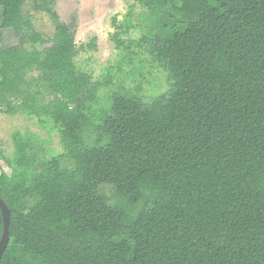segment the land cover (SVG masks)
Returning a JSON list of instances; mask_svg holds the SVG:
<instances>
[{"label": "trees", "instance_id": "obj_1", "mask_svg": "<svg viewBox=\"0 0 264 264\" xmlns=\"http://www.w3.org/2000/svg\"><path fill=\"white\" fill-rule=\"evenodd\" d=\"M56 1L0 0V37L18 38H0V113L51 123L64 152L42 160L12 134L0 264H264V0H136L161 18L150 54L168 90L148 105L113 93L91 140L101 84L77 68Z\"/></svg>", "mask_w": 264, "mask_h": 264}, {"label": "rangeland", "instance_id": "obj_2", "mask_svg": "<svg viewBox=\"0 0 264 264\" xmlns=\"http://www.w3.org/2000/svg\"><path fill=\"white\" fill-rule=\"evenodd\" d=\"M55 10L62 22L75 24L76 45L84 48L76 56L77 68L101 84L95 99L87 104L90 120L84 129L86 137L90 140L95 137L99 124L97 116L109 108L113 93H129L145 105L166 94V72L150 54V40L162 34L159 15L150 18V12L136 0H57ZM24 16L35 32L52 35L51 21L46 14L33 10L32 1L25 4ZM0 38L2 46L18 43L11 31H4ZM93 38L95 48H87ZM15 131L31 136L33 152L42 160L64 153L57 130L51 123L42 124L21 114L0 113V172L10 173L4 159L12 155ZM62 165L71 168L73 163L62 159ZM105 190L111 195L108 187Z\"/></svg>", "mask_w": 264, "mask_h": 264}, {"label": "water", "instance_id": "obj_3", "mask_svg": "<svg viewBox=\"0 0 264 264\" xmlns=\"http://www.w3.org/2000/svg\"><path fill=\"white\" fill-rule=\"evenodd\" d=\"M0 211L2 215L3 231L0 238V259L9 242L10 212L3 200L0 198Z\"/></svg>", "mask_w": 264, "mask_h": 264}]
</instances>
